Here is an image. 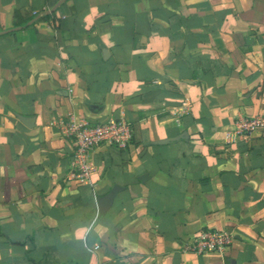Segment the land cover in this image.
Listing matches in <instances>:
<instances>
[{
    "label": "crops",
    "instance_id": "1",
    "mask_svg": "<svg viewBox=\"0 0 264 264\" xmlns=\"http://www.w3.org/2000/svg\"><path fill=\"white\" fill-rule=\"evenodd\" d=\"M68 116L132 126L88 184ZM254 116L264 0H0V264H264V129L225 139ZM201 230L231 244L183 253Z\"/></svg>",
    "mask_w": 264,
    "mask_h": 264
},
{
    "label": "built area",
    "instance_id": "2",
    "mask_svg": "<svg viewBox=\"0 0 264 264\" xmlns=\"http://www.w3.org/2000/svg\"><path fill=\"white\" fill-rule=\"evenodd\" d=\"M36 13H34L35 15ZM183 107L186 105L183 104ZM175 123L180 122L181 114L171 111ZM50 126L58 128L61 135L72 141L73 158L70 163L71 176L78 184H88L91 167L89 156L101 146L118 149L127 148L132 140L133 131L130 122L125 120H109L104 123L77 122L71 116L53 121ZM233 133L225 137L227 142H234L264 129V116H254L237 120ZM232 241V236L224 231L201 230L187 240L181 247L183 253L206 256L216 254L226 249Z\"/></svg>",
    "mask_w": 264,
    "mask_h": 264
},
{
    "label": "water",
    "instance_id": "3",
    "mask_svg": "<svg viewBox=\"0 0 264 264\" xmlns=\"http://www.w3.org/2000/svg\"><path fill=\"white\" fill-rule=\"evenodd\" d=\"M25 121L30 122V119H25ZM25 123H26V122H25ZM102 206H103V203L100 204V208H102Z\"/></svg>",
    "mask_w": 264,
    "mask_h": 264
},
{
    "label": "trees",
    "instance_id": "4",
    "mask_svg": "<svg viewBox=\"0 0 264 264\" xmlns=\"http://www.w3.org/2000/svg\"><path fill=\"white\" fill-rule=\"evenodd\" d=\"M46 16L44 15V18H45ZM31 21V19L30 20H28L27 22H30Z\"/></svg>",
    "mask_w": 264,
    "mask_h": 264
}]
</instances>
